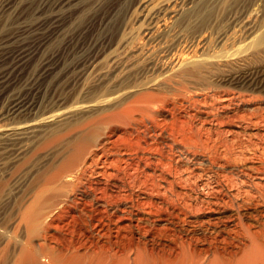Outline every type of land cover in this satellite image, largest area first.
<instances>
[{
	"label": "rangeland",
	"instance_id": "rangeland-1",
	"mask_svg": "<svg viewBox=\"0 0 264 264\" xmlns=\"http://www.w3.org/2000/svg\"><path fill=\"white\" fill-rule=\"evenodd\" d=\"M31 255L264 264V0H0V264Z\"/></svg>",
	"mask_w": 264,
	"mask_h": 264
},
{
	"label": "bare ground",
	"instance_id": "bare-ground-1",
	"mask_svg": "<svg viewBox=\"0 0 264 264\" xmlns=\"http://www.w3.org/2000/svg\"><path fill=\"white\" fill-rule=\"evenodd\" d=\"M192 69H193V68H192ZM77 147H79V146H77ZM76 152H77V151H76ZM116 173H117V172H116ZM95 190H96V189H95ZM147 203H148V202H147ZM254 239H255V238H254ZM254 245H255V244H254ZM256 246H257V245H256ZM253 247H254V246H253ZM257 247H258V246H257ZM248 254H249V253H248ZM250 254H251V253H250ZM58 256H59V255H58ZM53 257H54V256H53ZM56 257H57V255H56ZM62 257H63V256L60 254V256L57 257V259H58V258L61 259ZM34 258H35L36 260H35ZM54 258H55V257H54ZM65 260H66V259H65ZM227 260H228V259H227ZM229 260H230V259H229ZM27 261H28L29 264H39V262L37 261V258L34 257V256H32V255L27 259ZM66 261H67L66 264H70V262H71L72 260H71V261L66 260ZM218 261H221V262H219V263H222L221 258H220V260L218 259ZM238 261H239V260H238ZM238 261H237V262H238ZM254 261H255V260H254ZM62 262H63V261H62ZM64 262H65V261H64ZM235 262H236V261H235ZM237 262H236V263H237ZM239 262H240V261H239ZM51 263H52V262H51ZM219 263H218V264H219ZM223 263H224V261H223ZM230 263H232L231 260H230ZM236 263H235V264H236ZM40 264H43V263L41 262ZM53 264H57V262L54 261ZM59 264H60V261H59ZM63 264H65V263H63ZM72 264H73V263H72ZM237 264H238V263H237Z\"/></svg>",
	"mask_w": 264,
	"mask_h": 264
}]
</instances>
